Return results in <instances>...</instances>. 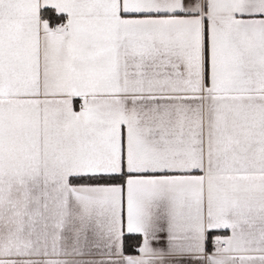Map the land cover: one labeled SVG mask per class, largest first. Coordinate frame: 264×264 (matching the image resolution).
Here are the masks:
<instances>
[{"label": "snow or ice", "instance_id": "obj_1", "mask_svg": "<svg viewBox=\"0 0 264 264\" xmlns=\"http://www.w3.org/2000/svg\"><path fill=\"white\" fill-rule=\"evenodd\" d=\"M0 264H264V0H0Z\"/></svg>", "mask_w": 264, "mask_h": 264}]
</instances>
